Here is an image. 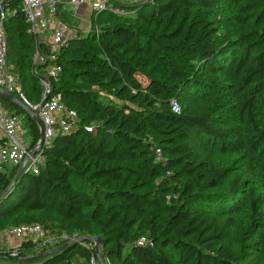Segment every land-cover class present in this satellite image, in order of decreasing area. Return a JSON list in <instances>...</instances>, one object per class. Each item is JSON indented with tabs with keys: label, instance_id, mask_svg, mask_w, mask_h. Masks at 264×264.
Wrapping results in <instances>:
<instances>
[{
	"label": "trees",
	"instance_id": "1",
	"mask_svg": "<svg viewBox=\"0 0 264 264\" xmlns=\"http://www.w3.org/2000/svg\"><path fill=\"white\" fill-rule=\"evenodd\" d=\"M237 1L145 0L123 4L130 11L124 15L93 13V30L58 52L63 69L55 91L78 112V126L56 135L40 172L23 173L0 200V233L39 223L51 236L101 237L108 264H264V212L257 204L263 196L250 190L243 199V186L212 161L215 152L246 151V127L264 131V0H255L261 7L255 23L241 18L248 30L219 12ZM10 5L18 12L6 22L8 58L37 102L36 39L20 0ZM179 55L187 57V71L178 69ZM156 68L187 86L179 91L153 77ZM230 92L236 106L218 114ZM0 102L24 114L35 142L34 117L1 93ZM94 123L100 126L88 131ZM18 170L0 172V194ZM97 183L109 189L92 193ZM243 206L258 228L239 259L227 228ZM142 236L153 245H139ZM76 239L40 252L31 243L19 257L0 250V264H73L76 252L89 264L93 240Z\"/></svg>",
	"mask_w": 264,
	"mask_h": 264
},
{
	"label": "built area",
	"instance_id": "2",
	"mask_svg": "<svg viewBox=\"0 0 264 264\" xmlns=\"http://www.w3.org/2000/svg\"><path fill=\"white\" fill-rule=\"evenodd\" d=\"M2 1L0 0V86L13 93L38 114L43 124L44 140L41 144L39 135L34 142V136L25 123L24 114L14 112L0 102V172L5 173L10 167L23 166L27 172L39 173L41 166L46 162L44 150L51 146L53 139L59 133H68L76 129L79 121L78 112L66 105L62 93L55 91L54 86L63 69L58 63V52L71 39L72 31V26L60 15L61 7L68 6L75 9L84 5L89 7L93 13L108 11L124 15L130 11L123 7V4L145 0H20L21 10L29 24V32L36 39L33 73L42 88L41 97L37 102L30 100L23 91L16 66L8 58L6 22L18 12L17 7L10 5V1L17 0H9L4 6ZM47 36L49 38L45 41ZM172 109L175 113L181 112V106L177 100L172 101ZM93 128L95 127L92 125L86 126L88 131ZM27 133L33 137L32 143L26 139ZM156 150L161 156V150L159 148ZM46 235V230L39 223L23 224L9 228L2 233V236H10L20 243L31 241L39 252L54 242L58 244L61 241L73 239L63 234L44 240ZM90 244H87L88 247L95 248V253L89 259V264H101V257L96 252L95 242ZM138 244L153 245V242L146 236H142ZM9 251L11 257H19V247L14 246ZM103 258L108 263L104 253Z\"/></svg>",
	"mask_w": 264,
	"mask_h": 264
},
{
	"label": "rangeland",
	"instance_id": "3",
	"mask_svg": "<svg viewBox=\"0 0 264 264\" xmlns=\"http://www.w3.org/2000/svg\"><path fill=\"white\" fill-rule=\"evenodd\" d=\"M219 12L224 19L230 18L233 26L237 29L248 30L246 22L248 24L255 23L258 20L257 17L260 16L261 7L255 0H239L236 5H232L229 8H222ZM109 16L110 14L103 15L101 18L102 22H106L109 19ZM86 18L87 17L83 16L78 18L77 15L72 12L66 14V21L70 26H72V29H76V27L73 26V24H76L78 29L83 33H88L93 30L92 19ZM241 18H245L246 22L242 21ZM74 34L75 32L72 30L70 35ZM188 62L187 57L179 55L177 57L178 69L187 71L186 64ZM152 76L155 78L165 79L168 84L174 85L179 91H183V88L187 86L186 81H176L170 78L166 69L163 70L156 68L153 70ZM109 95L107 97L110 98L111 96ZM234 106H236V95H233L230 92L229 97L223 102V105L220 106L221 108L217 113L222 114L230 112V108ZM92 126L97 128L100 124L94 123ZM246 138V151L227 153L215 152L212 156V161L220 170H225L226 175L231 181H235L237 186H243L244 190L241 189L240 192V196L243 195V199L246 195L251 194L250 190L254 193H260L263 196V199L257 204L259 209L264 212V171L262 170V159L264 157V143H262V141L264 138V131L255 133L254 130L248 126L246 127ZM26 139L31 143L33 142V137L29 133H27ZM95 189L102 191L104 189H109V187L105 184L97 183V185L93 186L91 189L92 193ZM257 228L258 224H256L255 216L247 206L241 207L240 211L233 216L231 223L228 224L227 230L231 237L232 251L239 259L243 257L244 253H248L250 251L249 244L255 239ZM2 233H0L1 251H7L14 246L19 248L28 247L32 243L31 241H24L20 243L15 239L2 236ZM78 234V232H75L74 234L69 235V237L76 239ZM50 238L51 235H46L44 240ZM56 243L57 242H54L49 247H54ZM90 243L91 242H87L88 245H91ZM99 250L103 252V244L99 245ZM84 260L85 259H83L78 252L72 255L73 264H87Z\"/></svg>",
	"mask_w": 264,
	"mask_h": 264
},
{
	"label": "water",
	"instance_id": "4",
	"mask_svg": "<svg viewBox=\"0 0 264 264\" xmlns=\"http://www.w3.org/2000/svg\"><path fill=\"white\" fill-rule=\"evenodd\" d=\"M9 0H3L2 1V5H7ZM0 93L4 96V98L8 101H11L13 103H15L20 110L30 114L31 116L34 117L35 121L38 123L39 127H40V139H41V144L43 143L44 140V130H43V124L38 116V114L36 112H34L28 105H26L21 99H19L17 96H15L13 93L7 91L6 89H4L2 86H0ZM36 150H34L35 152ZM27 171L23 169V166H20L17 174L15 175V177L13 178V180L11 181L10 185L0 194V200L11 190V188L17 183V181L19 180L20 176L23 173H26ZM85 240H93L96 243V252L99 254V256L101 257V264H108L104 261L103 258V252H101L99 250V245L104 243V240L101 237H97L94 235H87V236H82V237H78L76 239V241L79 242H83ZM61 248V247H60ZM59 249V248H58ZM57 250V249H54Z\"/></svg>",
	"mask_w": 264,
	"mask_h": 264
},
{
	"label": "crops",
	"instance_id": "5",
	"mask_svg": "<svg viewBox=\"0 0 264 264\" xmlns=\"http://www.w3.org/2000/svg\"><path fill=\"white\" fill-rule=\"evenodd\" d=\"M70 12L75 13L78 18H80V17L83 16V17H87L86 19H88V18L89 19H92V14H93L92 10L89 7L84 6V5L79 6V7L75 8V9H72V8H70L68 6H62L61 9H60V15L64 19H66V14L67 13H70ZM73 26H75L77 30L75 28L72 29L75 32V34L74 35H71V38L75 37L80 32H82L81 30L78 29V26L76 24H73ZM48 38L49 37L47 36L46 39H45V41H47ZM8 238L11 239L12 237L8 236ZM12 239H14V238H12ZM84 262H85V260H84Z\"/></svg>",
	"mask_w": 264,
	"mask_h": 264
}]
</instances>
